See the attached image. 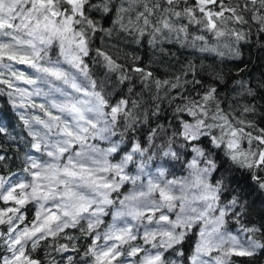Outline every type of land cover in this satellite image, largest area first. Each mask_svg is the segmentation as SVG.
<instances>
[{
  "label": "snow or ice",
  "instance_id": "obj_1",
  "mask_svg": "<svg viewBox=\"0 0 264 264\" xmlns=\"http://www.w3.org/2000/svg\"><path fill=\"white\" fill-rule=\"evenodd\" d=\"M250 23L264 50V0H0V85L11 90L14 108L42 113L20 114L39 155H25L22 176H0L6 205L0 207V248L8 253L0 264H43L33 253L49 240L46 254H62L59 264H237L236 258L264 253V219L235 234L226 227L227 218L239 223L247 215V204L234 194L242 183L236 172L248 170L264 190V127L256 122L264 123V103L257 104L264 101V79L255 86L236 80L240 91L233 89L229 101L218 87L223 73L202 61L188 60L166 79L137 64L131 71L154 89L144 101L111 55L95 50L108 72H120L107 91L85 60L98 32L123 33L153 49L175 43L204 59L224 58L212 41L228 38L224 47L229 59L239 61V73L247 67L242 49L256 39L250 27L244 30ZM121 86L129 96L112 102ZM137 133L145 139H136ZM158 138H166L163 157H191L184 161L189 177L168 179L169 160L149 169ZM129 184L132 189L122 192ZM27 205L34 216L26 222ZM67 229L87 241L78 260L72 254L80 253V237Z\"/></svg>",
  "mask_w": 264,
  "mask_h": 264
},
{
  "label": "trees",
  "instance_id": "obj_2",
  "mask_svg": "<svg viewBox=\"0 0 264 264\" xmlns=\"http://www.w3.org/2000/svg\"><path fill=\"white\" fill-rule=\"evenodd\" d=\"M105 28H110L111 24L106 21H101ZM244 30L247 31L251 28L252 35L256 39H251L248 45L243 47L244 61L247 67L244 71L237 73L236 66L239 63L233 62L229 59L227 55V49L224 47L225 44L230 43L228 38H222L219 42L213 40V43H218V46L222 51H225L226 55L224 58L215 57L214 55L204 54L207 58L204 59L200 54L190 55L191 49L181 48L180 45L175 43H164L157 49L151 48L146 42L141 45H136L131 42L129 37H126L123 33L113 32L112 36H106L103 32H98L92 39L90 56L86 57L85 60L89 64L90 73L92 78L97 80L98 83H105L108 88L115 82L116 78L120 75V72H108L104 66V61L102 57L96 56L95 50L97 48L111 55L117 63L124 66L125 71L128 75L133 77L131 84L134 86V93L142 94L143 100L148 101L149 97L154 94V89L152 92L148 88L143 87L139 74L131 71V68L137 64L144 66L149 70L153 71V75L160 79L171 78L172 74H179L180 68L188 60L194 62H203L206 66H211L223 73V82L218 85L220 94L222 97H227L229 101L235 93L232 91L236 89L240 91V86L235 83L236 80H244L249 82L251 85L255 86L257 83L264 79V50L260 47L259 37L257 35V28L255 23H250V25L243 26ZM162 48L164 51L161 52L159 49ZM138 56L140 59L138 61H133V57ZM55 58V56H53ZM95 61V62H94ZM243 66V65H241ZM15 67L21 70H27L26 66L15 65ZM204 76L205 84H211L212 81L209 79L208 73H202ZM20 87H29L22 83L17 82ZM189 87H191L189 85ZM0 127H4L5 131L0 133V155L5 156L3 161H0V176L5 178L16 179L23 175L22 169L24 167V159L26 154L39 155L31 149L30 145L32 143V137L28 134V129L24 126L23 121L20 119V114H24L25 117L30 118L32 115H42L39 109H16L12 105V99L7 93L11 91L7 89L5 85H0ZM115 93H120L116 95ZM163 95V92H161ZM121 96L128 97L129 93L127 88L121 86L120 88L113 90V95L111 97L112 102L121 98ZM137 95H131L130 99H136ZM37 103H42V99L39 97H34ZM247 99H251L248 97ZM16 102L19 103V99L16 98ZM247 100L242 99L241 103H246ZM264 101L257 100V104H262ZM167 112L168 118L171 119V108L168 105L167 100H165L161 105ZM223 106V105H222ZM234 107H237L234 105ZM161 123L164 121L161 120ZM256 122L260 127H264V123H260L259 119L256 118ZM149 126H155V120ZM38 127V126H37ZM144 133H147V127L142 129ZM136 139L144 140L145 136L137 133ZM101 147H106V144L101 143ZM166 149V138L156 139L155 147L151 149L150 154L153 155V162H148L149 169L153 172L155 168L164 160H169L170 164L165 165L168 168L167 178L172 179L173 177L181 178L189 177L190 170L186 167L184 163L185 160L190 159V156H181L180 161L171 160L170 157H163L162 153ZM129 171L133 174L135 173V168L133 165H129ZM15 174V175H13ZM264 176V173H259ZM236 176L241 179V187L236 188L237 195L242 202L247 204V215L237 223L235 220L228 219L226 227L229 231L235 234L241 225H250L251 223H259L264 219V190H261L256 182L251 179V173L246 169H240L236 172ZM233 187H236L233 185ZM132 189V185H126L121 189L122 192H127ZM115 195V194H113ZM27 221H30L34 216V209L32 205L26 206ZM107 223H111V218L105 217ZM103 227V226H102ZM72 235L80 237L77 241V246L80 248L79 254H72L79 259V255L82 254L83 248L87 241L81 237V234L74 229H67ZM196 237H192L190 243L194 244ZM65 240H60L59 243H66ZM140 241H137L139 243ZM49 241H42L41 247L33 253V256L41 259L43 264H53V258H55L56 264H59L61 260L60 253L52 251L50 255L46 254L45 245L50 244ZM58 246V245H57ZM145 247H148L147 245ZM7 254L6 250L0 248V256ZM68 255V254H63ZM140 255H143L141 253ZM215 255V253H213ZM139 257H132L133 261ZM237 264H264V253H257L255 257L252 258H236ZM66 264V262H65Z\"/></svg>",
  "mask_w": 264,
  "mask_h": 264
},
{
  "label": "rangeland",
  "instance_id": "obj_3",
  "mask_svg": "<svg viewBox=\"0 0 264 264\" xmlns=\"http://www.w3.org/2000/svg\"><path fill=\"white\" fill-rule=\"evenodd\" d=\"M193 191H195V190H193ZM8 206H10V205H8ZM0 207H6V205H4L2 201H0ZM7 254H5V255H7Z\"/></svg>",
  "mask_w": 264,
  "mask_h": 264
}]
</instances>
